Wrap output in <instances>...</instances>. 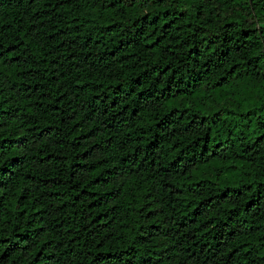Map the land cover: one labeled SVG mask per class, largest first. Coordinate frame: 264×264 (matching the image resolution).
Returning a JSON list of instances; mask_svg holds the SVG:
<instances>
[{"label": "trees", "instance_id": "obj_1", "mask_svg": "<svg viewBox=\"0 0 264 264\" xmlns=\"http://www.w3.org/2000/svg\"><path fill=\"white\" fill-rule=\"evenodd\" d=\"M0 264H264V0H0Z\"/></svg>", "mask_w": 264, "mask_h": 264}]
</instances>
